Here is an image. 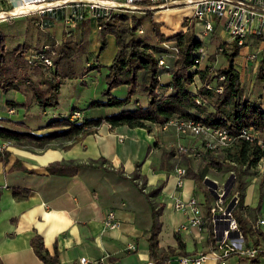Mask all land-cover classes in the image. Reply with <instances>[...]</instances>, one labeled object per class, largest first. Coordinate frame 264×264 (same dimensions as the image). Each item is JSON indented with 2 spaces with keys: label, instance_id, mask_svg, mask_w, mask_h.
<instances>
[{
  "label": "crops",
  "instance_id": "crops-1",
  "mask_svg": "<svg viewBox=\"0 0 264 264\" xmlns=\"http://www.w3.org/2000/svg\"><path fill=\"white\" fill-rule=\"evenodd\" d=\"M58 20L52 27L59 23L63 29L62 22ZM75 27L81 29L80 23ZM48 37L53 38L50 33ZM115 52L106 65L110 64ZM39 70L46 76L49 74L46 68L39 67ZM47 77L50 78L49 75ZM1 96L0 117L19 123L14 128L38 135L51 132L43 128L49 120H41L42 116L49 114L48 108L38 109V113L28 116V103L37 106L29 93L9 91ZM72 103L73 99L60 116L67 115L74 107L84 118L85 112ZM63 141L61 146L50 145L52 142L44 147L12 144L0 160L2 264H43L30 246L34 235L41 237L50 254L57 251L59 264H156L149 257L151 202L145 193L160 182L164 183L158 197L152 200L155 204H164L159 233L161 249L176 245L173 234L184 221V216L173 210V197L187 199L194 196L206 207L196 195L198 185L193 179L185 177L182 187L175 188L174 170L184 167L177 147H201L198 139L178 137L173 129L162 132L150 126L149 132L139 127L103 123L77 142ZM67 145L70 146L64 148ZM195 161L192 158L191 164L197 168ZM55 162L72 165L69 169L59 166L57 171H52L49 165ZM77 164L80 167L75 169ZM135 172L140 175L137 180L131 179ZM13 188L27 189L29 194L23 200H15ZM262 189L256 214L254 208L257 203H246L244 191V199L238 209L248 223L253 222L260 211L264 212V186ZM108 211H113L119 220L118 228H105L103 220ZM178 233L192 255L209 251L206 239L199 240L195 230ZM81 258L85 259L84 263ZM178 258L172 257L164 264H179ZM251 263L252 260L237 256L218 263L211 255L205 262ZM255 264H264V255Z\"/></svg>",
  "mask_w": 264,
  "mask_h": 264
},
{
  "label": "trees",
  "instance_id": "trees-1",
  "mask_svg": "<svg viewBox=\"0 0 264 264\" xmlns=\"http://www.w3.org/2000/svg\"><path fill=\"white\" fill-rule=\"evenodd\" d=\"M151 15L148 13L145 14V17ZM96 18V22L100 26V29L96 30L99 47L94 56L95 63L87 70L100 68L98 57L107 47L108 36L114 38L116 52L110 64L106 66L104 76L106 88L102 92L106 99L91 101L88 106L111 108L114 112L95 118H86L85 116L83 118L82 113L75 111L73 107L64 117L49 120L43 128L50 129L51 132L40 135L31 131H20L13 127L19 123L0 117V139L9 140L17 146L32 144L44 147L55 140L77 142L92 134L94 129L103 123H108L111 126L139 127L150 132V126H160L172 118L194 120L213 128L226 129L234 140L226 147L203 151L200 159L206 162L204 169H198L191 164V159L197 158L179 153L186 171L185 176L193 179L198 186H202V180L204 176L208 175L209 167H217L219 170L226 167L228 168L227 172L234 171L236 174L234 191L238 193L239 206H241L246 188L245 178L256 167L262 157V150L256 143L239 137V134L242 129L253 127L264 135V108L261 103L251 100L245 95L241 86L240 74L234 66V60L239 56L241 46H238L236 42L223 43L220 49L225 58V65L208 73L205 69L195 67L197 66L195 60L199 55L202 42L195 36L192 29L185 32L181 30L166 36L161 33L160 24L151 20L149 32L155 41V45H152L138 36V30L142 25V15L130 16L126 12L107 10L102 11ZM51 40L53 41V38ZM167 43L172 44L171 47L175 50L171 63L166 60ZM30 51L31 47L23 43L12 49L11 53L16 59L22 56L24 59V56ZM163 56H165V63L160 66L158 64L159 57ZM37 67L49 70L50 78L47 77L48 75L46 76L48 79L53 80L59 76L60 65L56 60H52V66L49 68L42 64H37ZM7 68V51L0 38V94H6L9 91H25L30 94L41 110L57 104L54 96L58 95L60 82L50 85L45 82L37 84L26 75H22L20 78L8 75ZM165 74L168 79L162 83L160 77ZM219 76H224L222 82L218 80ZM195 78L202 84L196 92L192 87ZM255 78L264 80V54L261 55L257 64ZM205 84L212 87L221 85V92L217 93L213 89H207L204 87ZM44 85L46 86L44 87ZM120 86L126 88V94L123 97H116L112 92ZM139 92L146 95L145 105H140L137 101L136 95ZM196 97L203 102L196 103L194 101ZM74 112L81 113V120L72 118ZM5 155L6 152L3 157ZM71 165L72 163L69 162H55L49 167L53 168L52 171H57L56 167L69 169ZM79 167L77 164L74 168L78 169ZM139 178L140 175L136 172L131 176L133 180ZM258 183L262 188L264 177H261ZM163 186L164 183L160 182L145 193L146 198L151 202V227L148 235L149 257L156 264H164L175 256L192 255L186 250L185 243L178 232L173 234L176 241L175 246H168L164 249L159 247L164 204L162 202L155 204L152 200L158 197ZM209 192L211 193V191ZM12 194L15 200H23L29 194V190L13 188ZM205 198L204 202L207 207L211 199L208 194L205 195ZM260 203L261 196L254 208L255 214ZM236 219L246 237L253 234L246 218L241 216ZM209 235L206 239L208 246L212 241ZM30 246L35 256L43 264H59L57 251L54 250L53 254H50L39 235H34L30 239ZM250 260L255 263L257 259ZM0 264H2L1 261Z\"/></svg>",
  "mask_w": 264,
  "mask_h": 264
},
{
  "label": "built area",
  "instance_id": "built-area-1",
  "mask_svg": "<svg viewBox=\"0 0 264 264\" xmlns=\"http://www.w3.org/2000/svg\"><path fill=\"white\" fill-rule=\"evenodd\" d=\"M177 7L188 8L191 11L190 15L186 16L187 25L183 27V31L188 28L195 30L197 26L199 30L194 34L201 42L214 37L215 31L227 36L224 43L236 42L241 47L244 46L247 37L258 35L264 37V0H0V22L10 21L18 16L34 15L35 25L41 31L52 27L58 19L69 31L77 23L89 19L95 21V29L98 30L100 26L96 22V17L102 11L145 14L148 10L168 11ZM138 31L142 33L141 29ZM50 53V47L44 46L42 50H31L24 58L28 64H42L49 68L52 66ZM262 54H264V45ZM205 57L206 53L202 46L195 60L197 69H201ZM246 59L247 64H252L258 60V53L248 54ZM164 63L165 56L159 57L158 64L162 66ZM204 69L209 71L208 73L212 72L209 66ZM218 80L222 82L224 76H219ZM200 86L202 84L195 78L192 83L193 90L196 92ZM204 87L213 89L217 93L221 92V85L212 87L205 84ZM194 101L203 102L198 97ZM72 118L81 120V113L74 112ZM157 127L162 132L173 129L178 137L200 140L201 147L183 145L177 147L179 153L195 158L201 157L205 150L226 147L234 140L226 129L213 128L194 120L172 118ZM239 137L256 143L262 150V157L252 171H255L260 178L264 177V135L250 127L242 129ZM11 145V141L0 139V160ZM185 173L184 167H177L174 170L176 189L182 187ZM228 173V179L221 184L216 180L209 181L208 176H204L202 182L210 184L209 190L213 194L208 206L205 207L206 211L194 196L187 199L173 197V210L184 216V221L176 231L195 230L199 240L207 239L210 231L209 237L212 240L207 253L180 256L179 264H205L209 255L216 262H223L230 256L258 259L264 255V212L260 211L256 219L250 222L249 229L253 234L246 237L235 216V211L239 207V196L234 191L236 174L234 171ZM254 181L255 178L252 183ZM103 224L107 229H115L120 223L114 212L108 211ZM81 262L84 263L85 259L81 258Z\"/></svg>",
  "mask_w": 264,
  "mask_h": 264
},
{
  "label": "rangeland",
  "instance_id": "rangeland-1",
  "mask_svg": "<svg viewBox=\"0 0 264 264\" xmlns=\"http://www.w3.org/2000/svg\"><path fill=\"white\" fill-rule=\"evenodd\" d=\"M128 15L141 16L142 25L140 29L142 33H138L139 38H143L146 42L155 45L153 37L150 35V21H154L160 24V31L166 36L173 35L179 31H183V27L187 25L186 16L190 15L191 11L188 8L177 7L172 10H148L145 14L151 13V16L145 17V14L139 12H126ZM36 17L33 15L18 16L10 21L0 22V38L3 40L5 50L7 51L8 61V75H15L21 77L26 75L30 80L35 83L45 82L47 85L57 84L60 82L58 95L54 96L57 104L53 107H49V114L42 116L41 120H50L51 118H60L62 110L67 108L66 106L73 99V106H77L79 110L85 112L86 118H95L103 116L108 113H113V109L105 107H89V103L94 100H105L102 95L103 90L106 88L104 76L106 74V64L109 62L111 55L116 50V45L113 37H108L107 47L98 57V63L100 68H92L87 70L95 63L94 56L99 47V42L96 37V29L94 20L85 19L80 22L81 29L76 27L67 31L64 27L55 24L54 27L48 28L46 31H41L35 25ZM193 28L194 32L198 31L197 26ZM63 32V33H62ZM53 36V41L49 39L48 34ZM227 36L220 34L218 31L214 32V37L210 40H204L202 42L203 49L205 50L206 57L202 61L201 69L212 68V71L225 65V58L221 52V46ZM28 44L31 50H41L44 46L51 47V53L49 57L51 61L56 60L60 65V73L56 79H48L45 73L39 70L37 65L28 64L22 57H13L11 51L20 44ZM53 44V46H51ZM264 37L263 36H250L245 39L244 46L241 47L239 56L234 60V66L240 74L241 86L245 95L262 104L264 108V80H257L255 78L257 63L261 59L263 52ZM172 44H166L167 62L171 63L175 50L171 47ZM224 46V45H223ZM223 49V48H222ZM251 53H258V60L252 64H247L246 55ZM26 56V55H25ZM24 56V57H25ZM25 60V61H24ZM103 63V64H102ZM209 72V71H208ZM141 75V73H139ZM48 79V80H47ZM168 76L164 75L160 77V81L165 83ZM21 82V81H20ZM63 84V87L61 85ZM162 91V89H159ZM113 95L116 97H123L126 94V88L124 86L117 87L113 90ZM137 101L140 105H145L146 95L139 92L136 95ZM0 99L2 96L0 94ZM28 103V116L38 113V106H30ZM37 105V104H36ZM67 110V109H66ZM70 111V109H69ZM33 125V124H32ZM157 128L155 125H152ZM65 141H55L50 145L61 146ZM198 169H204L206 162L198 157L195 161ZM228 168L223 167L219 170L217 167L208 168L209 181H217L218 184L223 183L228 179ZM253 178H255L254 184L251 186ZM259 175L255 171H251V174L246 176V188H245V202L256 205L260 196L262 198L263 189L259 186ZM211 186L209 183H203L202 186H198L196 189V195L201 201H204L205 195H209V199H212L213 194L210 193ZM209 190V191H207ZM204 210L206 211L207 209ZM252 211V215H253ZM242 213L239 209L235 211L236 217H241ZM254 216V215H253ZM253 216L249 215L250 220H253ZM248 218V219H249ZM254 221V220H253ZM250 223V222H249ZM252 264V263H251ZM255 264V263H254Z\"/></svg>",
  "mask_w": 264,
  "mask_h": 264
}]
</instances>
